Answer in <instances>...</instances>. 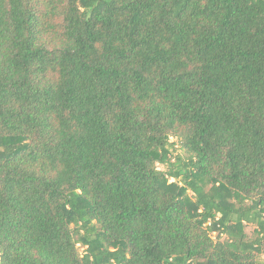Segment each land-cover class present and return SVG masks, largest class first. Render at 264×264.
Returning <instances> with one entry per match:
<instances>
[{
	"label": "trees",
	"instance_id": "obj_1",
	"mask_svg": "<svg viewBox=\"0 0 264 264\" xmlns=\"http://www.w3.org/2000/svg\"><path fill=\"white\" fill-rule=\"evenodd\" d=\"M262 254L264 0H0V264Z\"/></svg>",
	"mask_w": 264,
	"mask_h": 264
},
{
	"label": "rangeland",
	"instance_id": "obj_2",
	"mask_svg": "<svg viewBox=\"0 0 264 264\" xmlns=\"http://www.w3.org/2000/svg\"><path fill=\"white\" fill-rule=\"evenodd\" d=\"M172 141H173V139H172ZM176 148H177V155H179L182 159H183V161H185V162H187V160H188V157L185 155V153L183 152V150L178 146V145H176ZM170 181H173V180H170ZM226 228H222V227H217L216 228V231L212 234V236L214 237V238H217V236L219 235V232L221 231L222 232V230H225ZM243 232L246 234V236H247V238L249 239V240H252L254 237H255V232H254V227L253 226H246V227H244L243 228ZM218 234V235H217ZM221 238H223L224 236H223V234H221V235H219ZM80 251H82V249L80 248ZM261 259H264V254H262L261 255Z\"/></svg>",
	"mask_w": 264,
	"mask_h": 264
}]
</instances>
